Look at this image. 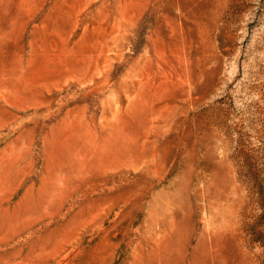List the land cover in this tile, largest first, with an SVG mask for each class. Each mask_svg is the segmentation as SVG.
Instances as JSON below:
<instances>
[{
	"label": "rangeland",
	"instance_id": "374dc122",
	"mask_svg": "<svg viewBox=\"0 0 264 264\" xmlns=\"http://www.w3.org/2000/svg\"><path fill=\"white\" fill-rule=\"evenodd\" d=\"M0 264H264V0H0Z\"/></svg>",
	"mask_w": 264,
	"mask_h": 264
}]
</instances>
